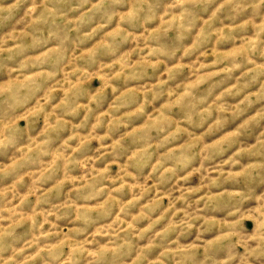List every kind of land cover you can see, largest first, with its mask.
<instances>
[{
  "label": "clouds",
  "instance_id": "9594fccd",
  "mask_svg": "<svg viewBox=\"0 0 264 264\" xmlns=\"http://www.w3.org/2000/svg\"><path fill=\"white\" fill-rule=\"evenodd\" d=\"M0 264H264V0H0Z\"/></svg>",
  "mask_w": 264,
  "mask_h": 264
}]
</instances>
